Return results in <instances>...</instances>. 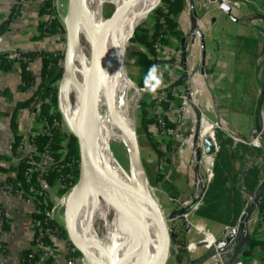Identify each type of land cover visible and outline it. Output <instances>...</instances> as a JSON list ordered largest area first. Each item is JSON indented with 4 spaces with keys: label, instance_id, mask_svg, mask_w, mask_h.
I'll return each mask as SVG.
<instances>
[{
    "label": "rangeland",
    "instance_id": "1",
    "mask_svg": "<svg viewBox=\"0 0 264 264\" xmlns=\"http://www.w3.org/2000/svg\"><path fill=\"white\" fill-rule=\"evenodd\" d=\"M96 1V0H95ZM100 1L102 5V14L105 19L110 18L113 15V7L111 5L112 0H98ZM45 5L50 4L49 6L52 8L56 7L61 12L66 7L68 0H44L43 1ZM127 0H125V3ZM136 0H131L130 4H128L127 9H132L130 13L136 8L135 6ZM124 3V5H125ZM164 3L162 0L155 4L157 5L153 11L146 14L143 21L140 22V24L135 29L138 30L140 28L146 29L149 31V34L153 32L155 23H156V15H154V11L157 8H160L163 12V5ZM154 5V6H155ZM48 8V7H45ZM63 13V12H62ZM128 14V13H127ZM129 15V14H128ZM47 16V15H46ZM45 15H42L43 21H45V18H47ZM55 18V17H52ZM64 19V18H63ZM161 25V24H160ZM63 26V25H62ZM163 29H165V26H162ZM65 30V27H64ZM264 34V31H259ZM135 33V32H134ZM134 33L131 34V38L128 41L127 49L124 55V61H123V67L126 73V76L130 79L131 83L133 84V87L135 88V96L137 98V103L135 104V107L132 112L133 116V124H134V133L137 139V144L139 147V157L140 162L144 168V164L148 162H152V159H154L156 162L160 157H163L167 161V169L163 172V175H157L156 173V167H155V175L158 177L159 185L156 187L151 186L149 182V178L145 172L144 177V184L149 191V193L153 196V198L157 201L159 204V209L162 213V216L164 218V221L167 225V228L170 232V241H171V248L178 250V253H185V251H179L180 247H186L187 242H189V239H193V241H196V246L200 249L191 254H182L181 257H179V254L176 255L175 262L170 260V264H213V261L211 260V257L213 256L214 252L213 249L210 250H204V244L199 243L203 240V236L201 234H192V236L187 235V209L191 210V215L189 216V222L201 224L198 223L200 217L196 215V212L199 210L198 206L200 205L202 201L201 192L206 187V170H211L214 168L216 163V153L211 156L204 155L203 151H201L199 148H197L199 137H203L205 134H210L209 125H207L205 122L209 123L210 126L212 125V136L216 143V135L220 134L222 135V138H219V145L223 144L222 150H231V151H237V155L241 156V161H236L237 164L232 159L225 160V167H232L233 169H237L236 172H239V179L234 186L237 190L240 191V201H246L248 200V197L253 194L248 192L247 189H245V186L242 183V176L244 173L249 171L252 168H260V174L262 172V162L264 159V139L260 140V147H255L253 145L247 144L248 141L251 139V131H257L260 129L261 125V114L264 112V91L263 97L261 98V101L258 99L259 92L262 90L261 88V82L263 75H264V41L258 42L259 43V54H258V60H256L254 67L251 64L252 56L248 53H241L237 50V42H224L225 53H235V72L234 74L240 73L247 75V78H240L239 82L234 85L231 91L228 89L225 91L224 94L225 97L231 98V103L233 104V111L239 115L240 121H238L237 125V131L236 138L242 140L241 138H244L243 142L245 143H239L236 142L233 144V146H230L226 139H229L232 141L230 135L233 133V129L225 120L221 121L219 116L216 115V112L213 109H210L211 105H208L206 99L200 98L198 102H195L191 105H189V108L192 109L193 114L187 113V103H184L183 96L185 95L187 99V92H185L184 84L187 85V80H189L188 75H198V72L196 71V64L191 66V70L189 73H187V49H185V55H182V46L179 39H175L172 37L168 32L163 33L162 40H165L166 42L161 43V47H159V51H157V55L160 57V61L156 59L155 56L149 55V58L152 62V64H160V65H168L169 68L164 73V80H165V86L160 88L155 94H151L144 90V88H141L138 85V79L140 77L139 73V67L136 65L137 59L134 56V52L137 50H142L146 53V49L140 45H138L136 42H133L131 39L134 38ZM222 33L227 34V30L224 29V31L219 33L217 35V38L220 39ZM257 34V31H255ZM56 36L60 38V44H61V50L53 52L55 57H62V59L58 60V66L62 67L63 62V55L65 50V32L63 31L62 36L58 35L56 33ZM213 36H216L215 33H213ZM187 43H184V47L187 46ZM233 43L235 45V51L233 46ZM232 48V49H230ZM58 54V55H57ZM53 58V57H52ZM185 64V74L183 73V66ZM88 72V70L83 71L84 75ZM233 74V75H234ZM231 75V74H230ZM229 75V76H230ZM235 77V76H234ZM63 77H61L56 83V106L52 105V102L50 98H40L38 105L36 106V110H34L36 114V120L37 116L39 115V106L40 104L46 105L48 107V114L47 116L41 118L38 120L40 123V130L42 131V122L43 121H50L53 120L56 121L57 130L59 135H64V140L61 141L62 148L58 151L61 154V161H72L76 157L72 150L69 149V145L71 142V139L74 138L68 131V128L66 127L64 116H66V111L61 107L60 100H59V87L60 83ZM82 78V80H83ZM231 79V76H230ZM227 84L229 81H226ZM175 84V85H173ZM264 84V83H263ZM175 87L176 91L172 94V90ZM229 87V85H228ZM106 87L104 86L101 78V85H100V91H99V97H98V123L97 125L102 131L109 132L112 129V120L109 117L108 109H107V98H106ZM187 89V88H186ZM212 96L215 95V88L214 86H211ZM235 91V92H234ZM162 92L168 93L169 92V99H166V101H162L159 106L160 110L158 111L157 108H155L156 103L158 102V99L160 98V95ZM171 92V93H170ZM230 94V95H229ZM210 96V95H209ZM168 98V97H167ZM74 97L71 95L68 99V103L70 106H73L74 104ZM252 103L256 104V107L254 108L255 111L253 112H246V110L251 108ZM255 106V105H254ZM212 108V107H211ZM257 109V110H256ZM146 112L148 115V118H152L154 121L155 128H153V134L155 135V141L157 142L158 148H160L161 156H158V154L150 149L148 147V143L144 140H139V137L137 136V128L140 124V115L142 112ZM159 113L160 118L164 119L167 124H171V129L176 132L175 137L171 136H158V128H157V122H156V113ZM58 114V116H57ZM56 115V116H55ZM205 120V121H204ZM203 121V122H202ZM204 123V124H203ZM254 123L255 128L251 130L250 125ZM202 126V127H201ZM111 128V129H110ZM223 130H222V129ZM202 129V133H201ZM253 133V132H252ZM204 134V135H203ZM241 137H240V136ZM209 136V135H208ZM109 137V136H108ZM191 137V138H190ZM189 139L190 144V150L192 152L191 162L188 163L187 166V139ZM76 141V140H75ZM105 146L109 149L110 153L113 155L114 160L118 163L120 167H122L126 172L130 173V157L126 152L124 151V147L120 142L112 141L110 144H107L105 142ZM171 148V150H170ZM173 149V150H172ZM218 151V146H217ZM230 153V152H229ZM129 158V159H128ZM206 160V161H205ZM156 162L155 165H156ZM157 166V165H156ZM138 169L140 170L139 165L137 164ZM187 167L188 169L191 168L190 174L192 176L194 185L197 183L196 181H200L198 189L194 188L195 191V197L192 199H189V205H187ZM240 170V171H239ZM141 171V170H140ZM235 171V170H234ZM234 171H230L231 175L235 174ZM142 174V172H141ZM143 175V174H142ZM232 178L229 175V183L232 184ZM72 179V178H71ZM70 182V184H69ZM64 186L60 188V185L55 183L52 187L47 189V196L46 200L48 202L52 203V208L50 213L51 220H54L58 225L65 228V206L68 203L69 196L76 185L77 181L73 183V180H69ZM147 182V183H146ZM60 188V194H58V189ZM174 189V190H173ZM176 190L183 191L182 193L174 196H172V192ZM61 191H63L61 193ZM171 192V193H170ZM176 192V191H175ZM163 194H166L171 198L170 205L171 207H164L162 204V196ZM178 194V195H177ZM201 199V200H200ZM200 200V201H199ZM168 202V201H167ZM199 203V204H198ZM196 207L195 210L192 211V208L194 206ZM189 212V213H190ZM83 213V214H82ZM114 216L111 212L107 211L104 215V218L101 220H96L92 227L87 231V217L84 214L83 207L81 204H79L77 216L73 215V222L76 225V231L78 234L86 235L87 232L91 231L101 236L106 232L107 226L109 223L112 222ZM111 219V220H110ZM86 221V222H85ZM111 221V222H110ZM107 225V226H106ZM208 227L207 229L212 233V235L219 239L220 233L223 231L224 228H222L219 224L216 223H207ZM205 230V228L203 227ZM94 230V231H93ZM221 231V232H220ZM85 232V233H84ZM153 237V229H152V221L150 223V232L148 234L147 243L148 246L152 240ZM66 244L69 246H72L70 241L61 238ZM175 251V252H176ZM79 253V252H78ZM78 258H75L73 255V258L75 259L76 264H84L81 254ZM129 257V264H131L132 260V252L130 253L129 250L125 253V258ZM123 259V260H124ZM122 260V261H123Z\"/></svg>",
    "mask_w": 264,
    "mask_h": 264
},
{
    "label": "crops",
    "instance_id": "2",
    "mask_svg": "<svg viewBox=\"0 0 264 264\" xmlns=\"http://www.w3.org/2000/svg\"><path fill=\"white\" fill-rule=\"evenodd\" d=\"M42 1L43 0L25 1L18 6L16 16L11 17L12 9L17 3V0H0V26L5 24L3 30L0 32V54H11L13 52L23 54L53 53L61 50V41L59 37L56 35L44 37L41 35L39 24L43 21L40 12V3ZM182 1L183 7L176 17L175 22L178 31L181 33L180 42L182 38L185 39V42H189L185 47V49H187V73H189L191 66L194 64H196V71L198 72V75H188L189 80H187V88L189 89V93L187 91V98L193 96L194 101L198 102L200 98L203 99L204 97L203 100L206 99L207 103H209L208 105H211L210 109H213L216 112V115L219 116L221 121L225 120L230 124L233 129V133L231 134L236 137V134L238 133L237 125L238 121H240V117L233 111V104L230 100L231 98H227L224 95L228 93H225L226 90L229 89L231 91L232 88L234 90L236 58L235 53L233 52L231 54L225 53L226 49L224 47L226 46L224 42H237V37L239 36L249 37L257 42L264 41V34L259 32L260 30L264 31V0H235L238 5L237 7L231 8L230 17L220 10V3L226 1L231 5V2L233 3V1L217 0L215 2L214 0H193L192 3H190L189 0ZM10 18L11 20L8 24L7 20ZM224 29H226L228 33H222L220 39H218L217 35L219 33L221 34ZM255 31H257V34ZM196 32L201 34V38L197 36ZM213 33H215L216 36H213ZM232 47L235 51L234 43ZM202 52L205 54L203 73L200 72ZM42 67L43 60L41 57H36L29 63L28 69L34 77V83L30 88L25 89L20 87L21 81L18 63H13L11 69L7 72H0V184L5 183L7 178L14 175V173L11 172V169L18 164L21 158L33 154L31 134L37 133L40 130V123L36 120L34 110L22 109L18 111L16 122L18 124L19 134L22 136V142L18 155L14 157L11 155L13 134L10 124L16 104L26 101L35 92L40 82ZM182 68L184 69V66ZM229 75L231 76V79ZM262 78L263 79L260 80L262 83V90L258 95L260 101L263 97L262 92L264 91V75ZM226 81H229L228 84ZM211 86H214L216 91L214 97L212 96L211 91H209ZM191 104L192 103L187 104V113L192 115L193 111L189 108V105ZM205 123L209 125L210 134H203V137H210L215 144V140L212 136V125L210 126L209 123ZM154 124L148 127V131L151 133L153 139H155V135L153 134V128H155ZM169 125L172 127L171 124ZM250 128L251 130L255 128L254 123L250 125ZM252 132L253 131H251V138ZM262 137L264 139V133ZM190 138L187 139V166L188 163L191 162L192 157V152L190 150L191 146L189 144ZM241 139L245 140L244 138ZM233 143L235 142L233 141ZM215 146L217 149V144H215ZM154 162H156L154 159H152V162H148L151 166V172L148 178L151 186L157 188L159 182L155 175L156 165ZM38 164L43 168L44 173V170L46 171L49 164H51V160L47 157H41L38 160ZM189 170H191V168L188 169L187 167L188 203V200L196 195L194 191L195 184H192L193 179ZM41 172H39L38 176L39 181L41 186L47 192V189L50 187L43 181V173ZM209 183L201 192L202 199L207 191ZM263 183L264 160L262 162L259 186L253 192L259 197L258 205L246 200L243 203L239 216L233 222L228 224L234 225L239 219H242L245 223L243 226L241 243L236 246V252L232 260L229 261L226 257L223 259L224 262H227L228 264H255V262L260 259L261 253L263 252L260 249L250 252L247 256L245 255V249L248 239L255 235H258V237L261 236L259 226L253 221L256 217L258 218L259 215H261L259 206L262 197L264 196V187H262ZM175 191L172 192L173 198H175L174 196L176 193L180 194L183 192L176 189ZM169 200H171V198H169L168 195L163 194L161 205L166 208L171 207ZM0 209L6 220V224L9 227V230L6 233H1L2 219L0 216V264H20L23 253L32 247L31 242L34 237L32 213L34 210L22 197L18 195H7L1 192ZM190 211L191 210L187 209V222L191 215ZM196 221L204 224L206 228L208 227L207 223H216L222 228L228 226L204 219ZM222 232L220 233V236ZM192 234L194 235L193 231L189 232L187 230L188 236H192ZM192 242L196 241L189 239L187 246L185 248L180 247L181 249L179 251H185L186 254L191 255L197 252L200 248L197 246L192 247ZM53 243L54 248L46 247L43 249L36 264H67V244H56L54 241ZM203 249L208 250L205 246ZM175 251V249L171 248L170 243L166 264H170V260L175 262L176 255L179 254V257H181L182 254H185L181 252L178 253V250ZM213 256L211 257L212 261Z\"/></svg>",
    "mask_w": 264,
    "mask_h": 264
},
{
    "label": "trees",
    "instance_id": "3",
    "mask_svg": "<svg viewBox=\"0 0 264 264\" xmlns=\"http://www.w3.org/2000/svg\"><path fill=\"white\" fill-rule=\"evenodd\" d=\"M162 2L167 5V13L165 14L160 8H157L154 11V15H156V23L153 32L149 34L148 30L140 28L134 31V38L131 39L133 42H136L138 45L146 49V53L142 50H137L134 52V56L137 59L136 65L139 67L140 73V77L137 83L141 88H144V76L147 74L149 67L152 65L149 55H151L152 57L157 55V52L155 50V43L157 42V40H159L163 33L166 32H168L175 39H181V33L177 29L175 19L182 10L183 1L162 0ZM49 5L50 4H47L45 7H50ZM45 7L40 10L41 15L47 14V12L44 10ZM12 12H16V10L13 11L12 9ZM51 13L55 17V19L51 23L41 22L39 24L41 35L44 37L56 35L57 29L60 26L57 12L53 9ZM11 17H13V15H11ZM162 19L165 22V29H163V27H161L160 25V20ZM10 20L11 18L7 20L8 24ZM4 25L0 26V32L3 30ZM164 42L166 41L161 39V43ZM237 50L241 53L245 52L250 54L252 56L251 64L254 67L255 62L258 59L260 50L259 43L252 38L239 36L237 37ZM16 54L19 55V60H10L9 53L0 54V71L7 72L11 69L14 62L18 63L21 81L20 87L22 89L30 88L34 83V77L28 69L29 63L36 57H41L43 60V67L41 69L40 82L35 92L26 101L17 103L15 111L12 115L10 128L13 134V141L11 145V155L13 157L18 155L22 142V136L19 134L18 124L16 122L18 111L22 109H32L34 105L39 102L40 98L45 97L50 98L52 105L56 106L57 90L55 83L62 77V67L58 66V60L62 59V57H55L51 53ZM240 78H247V75L245 76L244 74L237 73L234 77V85L239 82ZM167 99H169V95ZM258 100L260 101V98ZM255 107L256 104L252 103L251 108L248 107L246 112H253V110L255 111ZM39 108L40 113L37 116V120H40L48 114V107L46 105L40 104ZM153 124V119L148 118V115L145 111L142 112V114L140 115V124L137 128V136L139 137V140H145L148 143V147L154 150L158 154V156H161L162 154L160 153V150L158 148L159 144H157V142L151 137V133L148 131V127ZM167 126L170 127L169 124H167ZM219 138H222V135H216L218 151L216 153L217 161L214 168L212 169L213 177L208 185L207 191L200 205L198 206L199 210L196 212V215L200 217V219L228 225L239 216L244 201H240V191L235 188L236 186H234V184L238 182V179L240 177L238 174L239 172H236L237 169H233L230 166L228 167V163L226 168L225 160L227 161V159H232L235 164H237L236 161H241L242 158L241 156L237 155V151L235 152L231 150H222L223 144L219 145ZM62 140H64V135H59L58 132H55L51 137L41 135L34 140L37 153H43V151L45 150L47 151L48 156L51 159L50 168L47 169L42 175L43 181L49 187H52L55 183H57L61 188L67 182H69V180H73V183L78 180L79 158L75 138L71 139L69 149L73 151L76 157L74 158V160L68 162L61 161V154L58 152L62 148L60 144ZM226 142L230 146H233L234 144L233 141L229 139H226ZM31 160L38 162L39 158L35 155H32V158H21L18 164L11 169V172H13L14 175L7 178L5 183L0 184V187H10L13 193H15L16 191H22L23 199L34 197L36 209L32 213L33 223L39 222L40 227H42L43 229H50L51 231L55 232V235L57 237L67 240V234L64 228L54 222V220L49 219L47 216L49 211H51L52 203L48 202L45 199L46 197L39 196L35 193L41 191L45 194V196H47V193H45L46 191L44 192L39 181V174L33 173L29 179L27 178V172L30 168ZM67 163L72 164V171L67 166ZM144 168L147 176H149L151 172V166L146 163L144 164ZM230 171H234L235 174L231 175ZM229 175L233 177L232 184L229 183ZM260 179L261 174L260 168L258 167L250 169L249 171L244 173L241 178L245 189H247V191L250 193L254 192L258 188ZM262 187H264V183ZM60 188L58 189V194H60ZM62 192L63 191H61V193ZM259 209L261 215L264 214V196L262 197ZM0 216L2 219L1 232L6 233L9 230V227L6 224V220L2 215L1 209ZM38 228L39 227L37 226H34L33 228L35 232L34 237H37ZM41 241L43 243V247L33 250L32 247L35 246V241L33 238L31 242L32 247L29 250L25 251L21 258V261H23L24 264H36L38 262V257L41 255L44 248H54L53 240H51L47 236H44ZM256 249H260L264 252V238L261 236L258 237V235L252 236L250 239H248L245 249V255L247 256L250 252ZM78 256L80 255L76 251L74 257L78 258Z\"/></svg>",
    "mask_w": 264,
    "mask_h": 264
},
{
    "label": "bare ground",
    "instance_id": "4",
    "mask_svg": "<svg viewBox=\"0 0 264 264\" xmlns=\"http://www.w3.org/2000/svg\"><path fill=\"white\" fill-rule=\"evenodd\" d=\"M157 2L158 0H136V8L130 13L132 9H127L128 5L122 11L125 0H112L113 15L105 19L102 14L100 1L87 0V6L102 39L99 55V76L106 87L107 109L113 123L112 129L110 128L111 131L109 132L102 131L96 124L94 151L97 154V160L101 168L117 175L123 183L132 188L131 190H119L118 195L123 201L133 205V211L140 223V230L136 233L130 234L129 230L124 226L123 230H118L121 233L119 235L121 248L116 258L121 262H127V264H129V257L127 256L124 259L127 250L130 253L132 252L131 264H147L158 246L157 225L154 222L151 208L145 198L135 192L137 190H144L146 186L143 185L144 175L141 174V168L139 170L137 167L130 136V132L134 130L132 112L137 103V98L135 96V88L126 76L123 67L124 55L131 34L134 33L137 26L148 14V11ZM76 37L72 70L77 80L82 83L87 79L90 71L91 49L87 39V29L80 20L77 22ZM85 68L88 72L83 78ZM71 95L75 100L73 106H70L68 103ZM59 100L61 107L66 111V117L70 118L76 105V93L71 80L62 78L59 87ZM111 140L120 142L126 154L129 155L130 173L118 165L109 149L105 146V142L110 144ZM79 204L82 205L84 214L87 217V231L90 228L93 229V223L96 220L103 219L107 211L111 212L114 216L111 204L107 200L97 199L92 188L87 187L81 190L73 206L72 216H77ZM151 221L153 237L148 246L147 239ZM120 226V222L114 219L113 225L109 223L107 229L111 232L113 228L117 227V229H120ZM74 227L76 229L75 223ZM91 234L92 232L89 231L86 233V236H91ZM93 254L97 256L94 251ZM84 264L97 263L92 257L88 258Z\"/></svg>",
    "mask_w": 264,
    "mask_h": 264
},
{
    "label": "water",
    "instance_id": "5",
    "mask_svg": "<svg viewBox=\"0 0 264 264\" xmlns=\"http://www.w3.org/2000/svg\"><path fill=\"white\" fill-rule=\"evenodd\" d=\"M160 1L161 0H159V2ZM130 2L131 0H127L122 11L126 9ZM189 2L192 3L193 0H189ZM156 6L157 5L153 6L148 13L153 11ZM220 10L230 17L231 8L227 3L221 2ZM79 20L82 21L87 29V39L91 49L90 71L87 79L82 83L77 80L72 70L74 45L77 40L76 27ZM64 27L65 50L62 62V77L71 80L76 93V105L72 116L70 118L64 116L63 118L69 133L76 140L79 158L78 180L65 206L64 230L66 231L68 241H70L71 245L81 254L83 262L93 257L97 264H127V262H121L116 258L121 248L119 243V235L121 233L118 230H123L124 226L129 230L130 234L136 233L140 230V223L133 211V205L123 201L118 195L119 190H131L132 188L123 183L117 175L101 168L97 160V154L94 151L96 124L99 116L98 97L101 85L99 76V55L102 39L99 29L87 6V0H68ZM196 34L201 38L199 32H196ZM184 43L185 39L182 38V55H185ZM204 58L205 54L202 52L201 73H203ZM185 68L184 65V73ZM184 87L185 90H187L186 84H184ZM130 136L135 160L145 177V171L140 162L139 147L134 131L130 132ZM202 146L205 155L211 156L217 152L216 146L210 137L203 139ZM87 187L93 189L97 199L101 198L105 201L107 200L108 203L111 204L114 212V218L111 224L113 225L114 219H117L121 225L120 229L116 227L115 229L113 228L111 232L106 229V232L101 236L97 235L94 230L91 236L77 233L74 227L72 210L81 190ZM135 192L141 194L148 202L154 222L157 225L158 246L147 264H166L171 243L170 232L159 209V204L149 193L147 188ZM224 245L225 242H221L218 247L222 248ZM93 251L97 256L93 254Z\"/></svg>",
    "mask_w": 264,
    "mask_h": 264
},
{
    "label": "built area",
    "instance_id": "6",
    "mask_svg": "<svg viewBox=\"0 0 264 264\" xmlns=\"http://www.w3.org/2000/svg\"><path fill=\"white\" fill-rule=\"evenodd\" d=\"M25 1H27V0H18L17 3L15 4L14 8H13V11L14 10L17 11V9H18L17 6H19L20 4L24 3ZM43 1L40 3V10L43 7L46 6ZM229 1L230 2L233 1V3L231 2V5H230L226 1H223V2L229 4L230 8L237 7L238 4L235 2V0H229ZM162 7H163V10H164V13L166 14L167 13V5L163 4ZM53 9L57 12V17H58V20H59V23H60V26L57 29V33H58V35L62 36L63 31L65 32V30H64V19L63 18H65V15H66L67 5L62 10L63 13L56 7L52 8V9H51V7L45 8L44 10L47 12V14H45V16L47 15L46 16L47 18H45L44 22L51 23L55 19V18H52V17H54V15H52V13H51V11ZM11 15H13L15 17L16 16V12H12ZM160 24L162 26H165V22H164L163 19L160 20ZM161 38H162V36H161ZM161 38L159 40H157V42L155 43L156 52L159 51V49H160L159 47H161ZM9 59L10 60H15V59L19 60L20 58H19V55H17L15 52H13V53L10 54ZM156 59H158V61L161 60L159 55H155V61H156ZM14 63H16V62H14ZM183 73H184V69H183ZM188 90L189 89L187 88V90H185V92H187ZM172 91H173L172 94L174 93V91H176L175 87L173 88ZM188 93H189V91H188ZM168 95H169V92L168 93H165V92L161 93L160 98L158 99V102L155 105V108H157L158 111L161 109L159 104L162 101H166ZM183 97H184L183 101L186 100L184 103H187V104L195 103L193 96H190L187 99H186L185 95ZM37 105H38V103L36 105H34L32 110H36V106ZM155 118H156L157 128H158V132H159L158 136H164L165 137V136L169 135V137H171V136L175 137L176 132L173 131L171 129V127L167 126V122L164 119L160 118V115H159L158 112L156 113ZM56 130H57V125H56V121L55 120H53L52 122H50L48 120L43 121L42 122V131L39 132V133L37 132V133L31 134L33 154H30V155H28L26 157L32 158V155H35V156H38V158L47 157V158L50 159V157L48 156L47 151H45V150L43 151V153H37L34 140L38 136H41V135H46V136L51 137L56 132ZM263 133H264V112H262V114H261L260 129H258L257 131L256 130L253 131L252 138L250 139V141L247 142V144L253 145L255 147H260L261 146L260 140L262 139ZM230 137L232 138V140L235 143L236 142L245 143V142H243V140H240V139L236 138L232 134L230 135ZM203 139H204V137L202 138L200 136L199 140H198V144H197V148H199L201 151H203V146H202ZM160 147H161V145H160ZM159 150H160V148H159ZM71 165H72L71 163H67V166L72 171L73 168H72ZM156 165H157L156 166L157 175H159V176L163 175V172L167 169V165H168L166 159L163 158V157H160L158 159V161L156 162ZM50 166H51V164H49L48 169L50 168ZM39 172L43 173V168H41V166H39L38 162H35L34 160H31L30 168L28 169V172H27V178L29 179L32 176L33 173L39 174ZM44 172H45V170H44ZM205 174H206V185H207L209 183V181L211 180L212 172H211V170H206ZM196 182L197 183H195L194 186H195V189H198L197 187L199 186L200 181L198 180ZM42 189L45 192V189L43 187H42ZM0 192L3 193V194H7V195H18L20 197H22V194H23L22 191H16L15 193H13L11 191V188L7 187V186L0 187ZM35 193L37 195H39V196L46 197L45 194L43 192H41V191L40 192H35ZM256 198H257V200H256ZM24 200L27 201V203L30 204V206L35 211V209H36V207H35V198L34 197H29V198L24 199ZM248 200L251 203H254L255 205H258V203H259V197L257 196L256 193H253L252 195H250L248 197ZM187 204H188V202H187ZM198 204H196V206H194L192 208V211L196 209ZM47 216H48L49 219H51L50 218V213H48ZM253 222H255V224H257L259 226V231L261 233V237L264 238V214L259 215L258 218L256 217ZM244 224L245 223L243 222V220L239 219L234 225H228L226 228H224V230H223L221 236L219 237V239H216L212 234H210L208 229L205 227L204 224H199L198 225L196 223H191V222L188 221L187 222V230L189 232L193 231L194 234H201L203 236V240L201 242H199V243H203L205 248H207L208 250L213 249V252H214V254H213L214 255L213 256V264H228L227 262H224L223 259L226 257V258L229 259V261L232 260L234 254L236 252V246L239 243H241V240H242V237H243V226H244ZM34 226H37L39 228L37 230V237H33L34 241H35V246L32 247L33 250H36V248L43 247V243H42L41 240H42V238L44 236H47L48 238L53 240L56 244L65 243L60 237H57L55 235V232L51 231L50 229H43L42 227H40V223L39 222L33 223V228H34ZM203 227L205 228V230L203 229ZM34 234H35V232H34ZM221 242H225V245L222 248H219L218 246H219V244ZM191 246L192 247H196V243L192 242ZM76 251L77 250L73 246H69L67 244V251H66L67 252L66 253V255H67V264H76L75 259L73 258V255L75 254ZM20 264H24V262L21 261ZM255 264H264V252L261 253L260 259L257 260V262H255Z\"/></svg>",
    "mask_w": 264,
    "mask_h": 264
},
{
    "label": "clouds",
    "instance_id": "7",
    "mask_svg": "<svg viewBox=\"0 0 264 264\" xmlns=\"http://www.w3.org/2000/svg\"><path fill=\"white\" fill-rule=\"evenodd\" d=\"M168 68V65L152 64L144 76V90L155 94L160 88L164 87V73Z\"/></svg>",
    "mask_w": 264,
    "mask_h": 264
}]
</instances>
